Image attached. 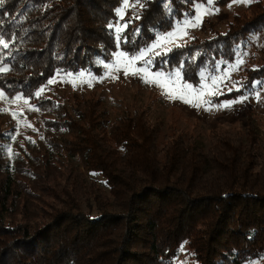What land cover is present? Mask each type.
<instances>
[{"label":"trees","instance_id":"obj_1","mask_svg":"<svg viewBox=\"0 0 264 264\" xmlns=\"http://www.w3.org/2000/svg\"><path fill=\"white\" fill-rule=\"evenodd\" d=\"M136 1L117 34L125 0H0V90L29 99L59 133L48 142L53 161L41 156L33 173L50 201L29 206L31 194L8 172L0 131V264H180L183 248V264H264V137L251 113L243 136L214 131L205 150L181 130L165 133L141 107L112 120L98 99L76 98L70 111L36 97L59 72L103 75L118 52L140 54L209 3ZM210 33L154 54L151 71L178 73L195 87L203 74L210 80L264 34V0H250L224 31ZM237 86L214 101L264 88V46L239 68ZM56 164L60 181L49 173ZM87 173L102 181L86 184Z\"/></svg>","mask_w":264,"mask_h":264},{"label":"rangeland","instance_id":"obj_2","mask_svg":"<svg viewBox=\"0 0 264 264\" xmlns=\"http://www.w3.org/2000/svg\"><path fill=\"white\" fill-rule=\"evenodd\" d=\"M213 2L214 0H210L208 5L199 6L198 15L195 16L197 18L188 27H179L172 33L159 36L150 48L140 54L132 57L118 52L112 63L105 64L103 75L59 72L37 91L36 97L53 98L64 103L70 111L73 110L76 98L98 99L108 110L112 120L141 107L148 112L152 121L163 124L165 133L170 128L181 130L194 137L196 143L205 150L212 144L211 136L214 131L243 136L248 113H251L260 137L263 138L264 88H256L253 93L236 100L218 102L214 98L238 87L239 68L248 57L260 52L264 46V34L254 36L244 55L233 65L224 67L210 80L209 76L203 74L202 82L197 87L184 83L178 73L164 74L150 69V58L157 51L167 50L194 35L209 37L210 28L224 31L227 21L234 14L243 12L250 0H237L223 9H215ZM138 5L136 0H125L119 11V21L114 25L117 34L122 31L124 20L131 17ZM0 131L7 134L4 145L10 165L8 172L24 193L31 194L27 197L29 206L50 201L40 192L33 173L42 163L41 156L46 155L45 160L53 161L48 142L50 137L58 136L59 133L45 127L39 110L29 99L21 95L11 98L1 90ZM58 157L75 166L80 165L78 159H71L66 154L59 153ZM49 173L60 181L61 169L58 164L52 165ZM85 181L90 185L93 181L101 182L102 178L87 173ZM25 200L24 195L21 201ZM83 209L96 216L95 208L90 209L84 205ZM22 217L19 215L18 218ZM186 253L185 248L180 251L178 263L186 261Z\"/></svg>","mask_w":264,"mask_h":264},{"label":"crops","instance_id":"obj_3","mask_svg":"<svg viewBox=\"0 0 264 264\" xmlns=\"http://www.w3.org/2000/svg\"><path fill=\"white\" fill-rule=\"evenodd\" d=\"M209 2H210V0H209ZM209 4V3H208ZM197 15H198V12H197ZM197 17H195L194 19H189V20H185V21H183V23L179 26V27H183V28H185V27H188V25H190L195 19H196ZM124 24L125 23H123V29H125L126 27H124ZM126 25V24H125ZM178 27V28H179ZM177 28V29H178ZM123 29H122V31H123ZM163 50H159V51H157L158 53L157 54H159V53H161ZM245 62V61H244Z\"/></svg>","mask_w":264,"mask_h":264}]
</instances>
